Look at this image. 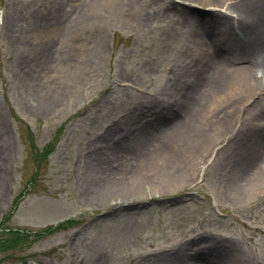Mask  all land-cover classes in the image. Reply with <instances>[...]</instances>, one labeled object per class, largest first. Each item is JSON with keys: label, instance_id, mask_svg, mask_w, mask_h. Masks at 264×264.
<instances>
[{"label": "rangeland", "instance_id": "obj_1", "mask_svg": "<svg viewBox=\"0 0 264 264\" xmlns=\"http://www.w3.org/2000/svg\"><path fill=\"white\" fill-rule=\"evenodd\" d=\"M30 1L0 0V264H161L174 252L194 261L191 241L212 248L209 237L234 247L244 264H264V180L247 197L238 192L241 176L264 164V91L227 97L228 105L238 101L227 114L229 131L196 154L189 177L179 175L170 190L145 204H100L93 198L97 184L88 183L93 154L110 157L109 148H123L109 167L137 168L145 155L172 144L180 123L188 124L199 98L181 86L186 78L177 56L193 51L187 43L195 33L203 35L202 42L226 36L211 15L224 10V2L115 0L102 46L85 49L91 52L87 62L79 55L78 63L86 66L75 81L49 69L57 49L48 55L43 33L24 32L21 22L29 23L31 14L23 9ZM54 1L62 11L90 2L36 3ZM185 10L198 18L183 24ZM209 12L203 26L199 13ZM31 40L42 50H29ZM230 58L221 61L229 70L245 65V56ZM57 95L59 100L44 109ZM223 103L210 104L203 125L220 127ZM184 104L190 108L186 112ZM171 107L178 117L167 124ZM211 109L216 112L209 114ZM141 121L157 131L145 136ZM253 136L262 143H254L248 158L245 144ZM124 139L130 143L118 146Z\"/></svg>", "mask_w": 264, "mask_h": 264}, {"label": "bare ground", "instance_id": "obj_2", "mask_svg": "<svg viewBox=\"0 0 264 264\" xmlns=\"http://www.w3.org/2000/svg\"><path fill=\"white\" fill-rule=\"evenodd\" d=\"M190 1H203L213 4L224 2V10L213 12L211 15L215 17L216 23H220L219 25L224 27L226 36L218 39L217 42H202L203 35L195 33L191 35L187 43L193 45V51H186L185 49V54L177 56L178 63L186 78L181 86L188 87L191 90V95H189L192 99L199 98V101L194 105L193 114L187 118L188 124L180 123V126H178L172 144L170 140L163 143L160 150H157L154 154L152 152L145 155L146 157L142 159L141 164L136 165L137 168L127 166L118 170L109 167V161L114 159L118 161L117 159H119L120 154H117V152L119 153L118 150L123 148H118V146L130 143L129 139H124L125 142L117 146L118 150L109 148L110 157H106L104 153L103 156L93 154L92 162L89 165L87 164V173L94 179L89 177L88 183L97 184L96 192H93V198L100 204L109 205L111 201L120 200L123 202V207L143 205L150 197L155 198L164 194L167 189L170 190L174 186L173 181L180 179L179 177L186 174L189 177L191 172L190 162L194 160L196 154L200 150L203 151V148L209 147L217 135H223L229 131L232 116L227 114L238 106L236 104L238 101L228 105L229 99L225 101L226 98L230 97L231 94L238 95L241 92L264 91V0ZM114 3L115 0H90L87 5L84 2L75 5L69 4V8L62 11V7L56 9V6L59 5L56 1L49 3V5H44V3L38 6L36 0H31L26 3L23 9L31 14L30 22L28 23L23 19L21 23L27 36L33 34L34 37L35 33L39 31L41 34L43 33L44 38L41 41H43L42 45L48 55L51 51L57 49V53L55 52L57 54L56 62L53 64L52 61L51 63L48 61L49 69L60 76L64 75L63 78L75 80L77 75L85 68V63L89 60L91 54L89 50L85 49L89 45L91 46L90 49L96 47L98 42L101 43L99 46H102L104 27L109 22L108 14L111 11L109 9L113 8ZM185 11L187 13L182 17L183 24H189L190 20L198 18V16H192L188 10ZM120 12L126 13L124 9H120ZM59 13H63V15H59ZM199 19L203 26L206 25V22H209L207 20L211 19L210 12L199 13ZM185 27V30L189 28L188 26ZM88 28H90V31L87 32ZM86 32L88 37L84 38ZM89 39L92 40L91 43ZM27 44L29 50H42L33 40L30 43L27 42ZM76 48L84 51L76 52ZM206 53L208 54L207 57L204 55ZM80 54L85 56L83 59L86 62L78 63ZM186 55L189 56L188 59ZM231 56L232 58L245 56L243 61L245 65L238 68V70L236 68L229 70L223 66L226 63L221 61L227 62ZM187 77L194 79L187 81ZM59 98L57 95L45 102L47 105L44 104L43 108L53 106V102L58 101ZM216 100L218 102L223 100V104L227 105L226 109L219 113L222 115L220 116V127L213 125L212 127L210 123L203 125L202 115L207 116L206 111L210 108V104H213ZM188 102L189 97L187 98ZM187 109L190 108L184 104L183 111L186 112ZM211 112L215 113L216 111L211 109L209 114ZM166 116H169L167 124L174 123L178 117L177 114L176 118L172 114V107L169 108ZM148 124L149 122H140V130L145 132V136L152 135L157 131L150 132L151 129L149 128L152 126L148 127ZM254 143H262V141L259 140L258 136L249 138L247 144H245L243 155H250L248 158L252 157L254 152L252 153L251 150H254ZM259 149L262 148L257 147L256 151ZM130 154L131 151L127 155ZM255 155L260 157L262 153L260 154L257 151ZM123 159L126 158L123 157ZM261 160L263 161V158ZM261 165L263 167L253 174L241 176L244 180L241 184L238 183V186L240 184L238 192L241 194L239 198L247 197L245 195L260 186V182L264 180V164ZM240 174L234 175L232 184L236 182ZM5 179L6 177H4V182H1L2 186L6 185ZM88 183H85L86 186ZM236 186L235 184L234 187ZM3 191L0 194V204L3 199ZM209 240L214 244L212 248L200 241H191L193 243L190 251L198 259H194L195 262L191 257L189 259L184 258L185 253L174 252L171 258L163 260L161 264H244V258L240 253H235L234 247L229 246V244L225 245L217 237H209ZM214 253L220 259L215 260Z\"/></svg>", "mask_w": 264, "mask_h": 264}]
</instances>
